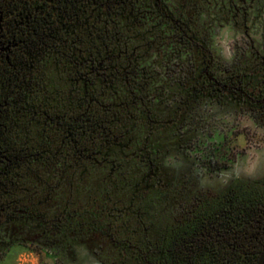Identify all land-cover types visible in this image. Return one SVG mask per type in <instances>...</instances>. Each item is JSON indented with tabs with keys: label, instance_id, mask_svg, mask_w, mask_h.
<instances>
[{
	"label": "flooded vegetation",
	"instance_id": "1",
	"mask_svg": "<svg viewBox=\"0 0 264 264\" xmlns=\"http://www.w3.org/2000/svg\"><path fill=\"white\" fill-rule=\"evenodd\" d=\"M43 1L0 0V82L28 45L32 9L33 13L40 10ZM154 3L161 4L168 18L180 22L192 38L189 44L197 77L184 81L186 91L180 89L179 94L154 104L147 121L151 133L145 131L134 146L135 165L127 167L123 161L118 184L114 183L116 191L93 193L87 201L69 190L13 194L7 207L0 202V242L40 248L62 260L86 247L97 264L258 263L264 253V210L255 224L254 203L246 208L240 202H244L243 190L264 178L236 176L225 185H205L190 170L191 164L166 162L163 153L180 142L191 126L200 129L198 121L206 109L230 117L246 113L264 128V117L257 112L258 97L264 93V57L255 62V55L263 52L264 56V31L260 40L251 33L264 11V0ZM226 26L246 39L244 47L234 49L231 59L214 46L217 34ZM186 57L191 54L187 52ZM244 58L249 63L237 62ZM229 69L246 71L247 84L239 81L238 71L225 73L218 82L212 80L214 72ZM168 83L181 87L177 80ZM128 168L135 173L130 191Z\"/></svg>",
	"mask_w": 264,
	"mask_h": 264
},
{
	"label": "trees",
	"instance_id": "2",
	"mask_svg": "<svg viewBox=\"0 0 264 264\" xmlns=\"http://www.w3.org/2000/svg\"><path fill=\"white\" fill-rule=\"evenodd\" d=\"M40 7L32 9L28 45L0 82L3 207L13 194L69 190L87 201L116 191L123 161L135 165L134 146L151 133L154 104L197 77L192 38L154 0H44ZM240 70L214 72L212 80L237 72L247 84ZM258 100L263 118L264 93ZM126 176L130 191L135 173ZM243 191L240 205L254 203L257 224L264 182Z\"/></svg>",
	"mask_w": 264,
	"mask_h": 264
},
{
	"label": "rangeland",
	"instance_id": "3",
	"mask_svg": "<svg viewBox=\"0 0 264 264\" xmlns=\"http://www.w3.org/2000/svg\"><path fill=\"white\" fill-rule=\"evenodd\" d=\"M264 31V11L252 26L251 33L260 40ZM214 46L231 59L236 47L245 46V36L226 26L217 34ZM209 116L207 119L206 117ZM202 118V120H201ZM198 131H191L163 153L165 161H184L190 170L199 175L205 185H225L231 177L258 180L264 178V128L248 114L230 117L204 110ZM182 140V141H181ZM182 146V147H181ZM0 264H97L86 247H79L73 257L58 259L25 244V247L0 242Z\"/></svg>",
	"mask_w": 264,
	"mask_h": 264
},
{
	"label": "water",
	"instance_id": "4",
	"mask_svg": "<svg viewBox=\"0 0 264 264\" xmlns=\"http://www.w3.org/2000/svg\"><path fill=\"white\" fill-rule=\"evenodd\" d=\"M257 264H264V253L261 255V257L258 260Z\"/></svg>",
	"mask_w": 264,
	"mask_h": 264
}]
</instances>
